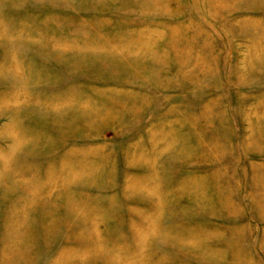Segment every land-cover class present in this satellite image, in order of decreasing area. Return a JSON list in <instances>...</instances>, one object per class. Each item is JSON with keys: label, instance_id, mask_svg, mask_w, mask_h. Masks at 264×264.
Wrapping results in <instances>:
<instances>
[{"label": "rangeland", "instance_id": "1", "mask_svg": "<svg viewBox=\"0 0 264 264\" xmlns=\"http://www.w3.org/2000/svg\"><path fill=\"white\" fill-rule=\"evenodd\" d=\"M0 264H264V0H0Z\"/></svg>", "mask_w": 264, "mask_h": 264}, {"label": "bare ground", "instance_id": "2", "mask_svg": "<svg viewBox=\"0 0 264 264\" xmlns=\"http://www.w3.org/2000/svg\"><path fill=\"white\" fill-rule=\"evenodd\" d=\"M152 34V33H151ZM35 79V78H34ZM21 85V84H20ZM14 87V86H13ZM68 98V97H67ZM8 100V99H7ZM137 163V162H136ZM47 231V230H46ZM22 242V241H21ZM19 251V250H18Z\"/></svg>", "mask_w": 264, "mask_h": 264}]
</instances>
